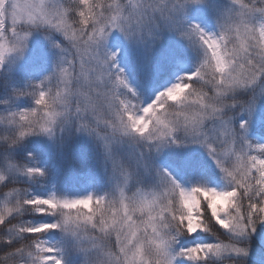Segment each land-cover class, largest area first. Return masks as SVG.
<instances>
[{"label": "snow or ice", "instance_id": "1", "mask_svg": "<svg viewBox=\"0 0 264 264\" xmlns=\"http://www.w3.org/2000/svg\"><path fill=\"white\" fill-rule=\"evenodd\" d=\"M199 7L214 32L190 19ZM113 32L149 53L175 34L197 62L141 106L108 47ZM34 34L57 52L51 71L0 83V264H248L257 237L264 248V142L252 135L264 127V0H0V76ZM74 133L100 143L110 191L31 196L26 184L48 172L17 150L46 138L65 153ZM125 143L136 147L131 163L119 154ZM189 146L205 151L222 190L185 188L152 159ZM33 213L53 222L33 225ZM57 231L62 245L43 238ZM198 232L206 236L183 243Z\"/></svg>", "mask_w": 264, "mask_h": 264}, {"label": "rangeland", "instance_id": "2", "mask_svg": "<svg viewBox=\"0 0 264 264\" xmlns=\"http://www.w3.org/2000/svg\"><path fill=\"white\" fill-rule=\"evenodd\" d=\"M223 2L224 0H210V3H214L216 5H219ZM189 15L193 22L200 23L206 31H215L211 27V25L215 24L213 22L212 13L209 8H194L190 11ZM56 42H60L59 39H57ZM156 46L158 47V51H153L152 49L149 53L146 46H139L126 42L117 32H113L111 34L108 47L110 50L119 53L117 57V63L118 66L123 67L130 87H139L138 81H140V83L144 85L147 84L148 90H150L151 87L157 83L156 80L162 75L161 72L166 67H168L171 61H174L173 63L176 65L178 64L176 69L179 70V73L188 74L193 70L190 63L195 65L197 62V57L187 47L186 42L179 39L175 34H164L162 41ZM56 57L57 52L50 47L49 43L45 41L44 38L39 34H34L29 40L28 49L25 53L24 59L13 68L10 77L0 76V83L3 81H8L11 84L19 86L20 77L23 72L33 67L37 63L43 65L44 73H48L51 71ZM137 77H139V79H137ZM153 80H155L154 84H152ZM157 86V89L151 91L148 98L146 99V102L152 101L159 92L164 91L167 87H170L171 82L166 83L163 87L160 84ZM4 93L5 90L0 89V97L4 95ZM252 135L260 142H264L263 136H260L253 131ZM40 139L44 149L49 151L46 153L51 156L52 154L50 152L54 154L56 160L55 164L58 171L60 172L56 176L58 185L57 189L60 196L63 195L64 191H69L70 186H77L83 183L87 184L89 177L79 180L81 179L80 177L85 176V171L82 169L85 166L82 161L78 160L75 162H67L56 145L49 142L46 138ZM73 139L78 147L76 148L75 153L79 155L84 151L92 159V173L90 174V178H92V184L95 185L101 182L109 192L111 188V182L109 179L111 175L110 166L104 159L100 143L94 142L92 139L83 134L74 133ZM135 153L136 147L130 146L127 143L119 148V154L121 155L122 159L128 163H131L134 160ZM194 156H198L201 159L205 158L210 160L207 157L205 151L199 146L167 149L158 158L153 157L152 159L156 164L167 169L171 174H173L177 178L178 182L182 184V186H187V184L195 185L197 183L194 172L191 168V162ZM173 158L180 159L179 161L182 162V165L173 162ZM172 168H175L178 171L179 176L175 173V171L172 170ZM81 169L82 172L80 174L79 171ZM63 243L64 241L62 244ZM250 258L264 262L262 254L256 250L251 251ZM77 262L78 258L75 256H69L67 258V264H76Z\"/></svg>", "mask_w": 264, "mask_h": 264}, {"label": "trees", "instance_id": "3", "mask_svg": "<svg viewBox=\"0 0 264 264\" xmlns=\"http://www.w3.org/2000/svg\"><path fill=\"white\" fill-rule=\"evenodd\" d=\"M211 27L215 30V25H211ZM153 51H158V47L155 46L153 48ZM173 62L174 61H171L168 65V67H166L161 72L162 75L156 80L157 83L153 87H151L150 90H148L147 84L144 85V84L140 83V81H138L139 87L138 86H131V88L137 94L136 97L133 98L134 103L138 102L141 106H145V105L151 103V101L146 102V99L148 98L151 91L155 90L158 87L157 85H159V84L163 85V84L168 83L170 81H171V85H172V84L178 82L181 77L186 75V74L181 73V74H178L177 77H175V76L172 77L174 75L173 74L174 70H177L176 66H178V64L176 65ZM190 65L193 68L194 65L192 63H190ZM119 67L123 68L122 66H119ZM48 73H44L43 65H41L40 63H37L33 67H31V68H29L23 72V74L20 77L19 86H23V83L27 80L39 81L44 75H46ZM137 79H139V77H137ZM154 83H155V80H153L152 84H154ZM136 89H137V91H136ZM26 104H27L26 100L20 101L21 107L26 106ZM252 131L259 134L260 136L264 137V127H262L260 124L253 125ZM76 148H78V147H77L76 142H74V139L72 136L71 148L67 152L62 153L63 157H64V159H66L67 162H69V161L75 162L78 160L82 161L84 163V166H85L84 168H82L85 171V176L80 177L81 179H79V180H82L83 178L89 177V181H87V184L83 183V184H80L77 186H70L69 191H64L62 196L67 197V198H78V197H82V196H87L89 194H91L93 196L105 195L108 192V190L103 186V184L101 182H99L95 185L92 184V178H90V174L92 173L91 166H92L93 162H92L91 157L84 151L82 153H80L79 155L76 154L75 153ZM25 151H30L31 153H33L35 158H36L37 166L46 168L47 172H48L47 177L43 181L38 180L35 183H27L26 184V186L29 188L30 195L31 196H38V197H46L52 193H56L57 195H59L58 189H57L58 185H57V181H56V176L60 172L58 171V169L56 167V164H55L56 160H55L54 154L52 152H50L52 154V156H51V155L46 153L49 151L44 149V146H43L40 138L29 139L26 143L25 148L17 150L16 156L18 158H22L25 154ZM173 160H174L173 162H176V164L182 165V162L179 161L180 159L173 158ZM191 168L194 172V176H195L196 181H197V183L195 185L199 184V185H202L205 187L215 188L218 191L223 189L224 182L222 181V179L220 177L219 170L215 167V165L213 164V162L211 160H207L205 158L201 159L198 156H194L192 158ZM82 169L79 171L80 174L82 172ZM172 170L175 171V173L179 176L178 171L175 168H172ZM191 186H194V185L187 184V186H183V187L188 188ZM26 219H28L29 222L32 223L33 225H37L40 223L53 222L52 218L39 217V216H36L34 213L30 214L28 217H26ZM205 236H206V234L198 232V233L193 234V236L188 237V239L186 241H184L183 243H185L187 246H191L194 242H199ZM43 238L46 239L48 241V243L51 245H62V242H63L62 234L59 233L58 231L57 232H48L46 234H43ZM252 250H256V251L260 252V254H262V257L264 260V248H262L260 246L259 237H257L255 239V241L253 243ZM76 264H78V262ZM248 264H264V262L258 261L257 259L249 258Z\"/></svg>", "mask_w": 264, "mask_h": 264}]
</instances>
